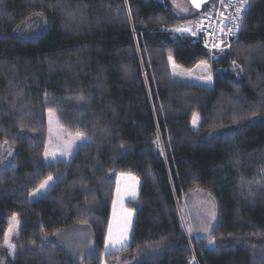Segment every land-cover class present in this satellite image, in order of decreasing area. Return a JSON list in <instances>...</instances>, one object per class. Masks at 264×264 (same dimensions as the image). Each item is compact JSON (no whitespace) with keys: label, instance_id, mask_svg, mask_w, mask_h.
Masks as SVG:
<instances>
[{"label":"trees","instance_id":"trees-1","mask_svg":"<svg viewBox=\"0 0 264 264\" xmlns=\"http://www.w3.org/2000/svg\"><path fill=\"white\" fill-rule=\"evenodd\" d=\"M248 4L239 41L213 60L169 34L210 6L183 18L168 0H0V264L123 255L136 264H264V0ZM38 17L46 30L21 34ZM170 60L185 71L210 65L213 88L175 82ZM49 113L87 141L69 164L46 163ZM119 176L141 183L126 205L135 223L129 249L105 256ZM49 178L53 188L31 202ZM195 190L216 204L203 239L187 236L180 212ZM14 218L11 258L3 247Z\"/></svg>","mask_w":264,"mask_h":264},{"label":"rangeland","instance_id":"rangeland-1","mask_svg":"<svg viewBox=\"0 0 264 264\" xmlns=\"http://www.w3.org/2000/svg\"><path fill=\"white\" fill-rule=\"evenodd\" d=\"M168 1L172 6L173 10L175 11V13L179 17H183V18L192 17L198 14L193 10L188 0H168ZM212 5L213 3H211L209 6ZM196 20L184 24L178 29L181 28L188 29L191 23H194ZM47 27H48L47 21L42 17H38L25 24L24 28L21 31V34H23L24 36H36L44 32ZM169 34H171L173 37H188L187 35H185V31H177V29L170 31ZM216 58L217 56L212 57L213 60H216ZM169 66L173 80L175 82L187 86H194L205 89L213 88L214 75L210 65L203 64L197 66L195 69L191 71H185L176 67L174 63L170 60ZM199 123L200 121L198 119H195L193 121L192 123L193 132H197L199 128ZM47 124H48V143H47L46 155H45V160L47 165H54L57 163L69 164L77 149L87 143L86 139L78 135H74V136L69 135L65 131V129L62 128L57 117L52 113H49L47 115ZM228 132L229 130L225 132L222 131L220 133L226 134ZM119 178H121L123 182L127 180L125 178H122L121 176L117 178L115 193L118 191L117 185H118V181L120 180ZM46 182L43 184V187H41L38 191L33 193V195L31 196L32 202H36L42 199V198L39 199L37 198L40 196V193L44 192V190L48 187L49 182L47 183ZM121 195H122V190L118 191L117 204H119L123 196ZM180 212L181 215L184 217V221L186 222L185 230L187 236L190 239L207 238L210 235L213 228L215 227L216 204L214 199L203 190H195L191 192L188 196L184 197L180 203ZM111 227H112L111 232L113 231L112 234L114 235L118 230L117 222L111 224ZM123 227H125L124 228L125 230H123V235H124L123 238L126 239L130 229L128 220H125V225L123 224ZM19 231H20V223L16 218H14L11 221V227L7 232L3 247L6 250V252H8L11 258H14L16 253V248L13 244V241L19 236ZM90 241H92L91 235L90 236L87 235L86 238H83L80 242L82 243V248L88 249V246H91ZM124 251L120 253H123ZM113 255L116 254H109V255L107 254L105 256H113ZM134 263L135 262L130 256L123 255V256H118L112 260L105 261L102 264H134Z\"/></svg>","mask_w":264,"mask_h":264},{"label":"built area","instance_id":"built-area-1","mask_svg":"<svg viewBox=\"0 0 264 264\" xmlns=\"http://www.w3.org/2000/svg\"><path fill=\"white\" fill-rule=\"evenodd\" d=\"M248 2L249 0H212L213 5L201 18L191 23L185 35L211 56L228 53L241 37Z\"/></svg>","mask_w":264,"mask_h":264},{"label":"crops","instance_id":"crops-1","mask_svg":"<svg viewBox=\"0 0 264 264\" xmlns=\"http://www.w3.org/2000/svg\"><path fill=\"white\" fill-rule=\"evenodd\" d=\"M161 2V0H156ZM122 178L127 179L125 182L121 180L118 181L117 189L118 191L122 190V198L117 204V199H118V191L115 193V198H114V203H113V208H112V214H111V219H110V225H109V230H108V235H107V240L105 244V250L104 254L109 255V254H117L120 253L124 250H128L131 244L132 240V234H133V228H134V223H135V214L128 211L126 209V205L130 202L137 201L139 198L140 194V187L141 183L139 180L132 176H121ZM49 182L48 187L44 190V192L40 193V196L37 198H43L46 196L49 191L53 188L54 186V181L53 180H48ZM46 182V183H47ZM136 190V191H135ZM33 195V194H32ZM31 195V196H32ZM30 196V201L31 200ZM125 220H128L129 224V233L126 239L123 238V230H125L123 227V224L125 225ZM118 224V230L117 232L113 235L111 232V224L116 223ZM136 264V263H134Z\"/></svg>","mask_w":264,"mask_h":264},{"label":"water","instance_id":"water-1","mask_svg":"<svg viewBox=\"0 0 264 264\" xmlns=\"http://www.w3.org/2000/svg\"><path fill=\"white\" fill-rule=\"evenodd\" d=\"M188 1L190 3L191 7L193 8V10L198 14H201L203 12L204 8L209 6L212 3V0H203L200 7H196L195 4H193L192 0H188Z\"/></svg>","mask_w":264,"mask_h":264},{"label":"snow or ice","instance_id":"snow-or-ice-1","mask_svg":"<svg viewBox=\"0 0 264 264\" xmlns=\"http://www.w3.org/2000/svg\"><path fill=\"white\" fill-rule=\"evenodd\" d=\"M193 4H195L196 7H200L201 3L203 2V0H192ZM239 11V9H237ZM189 29L187 28H181V29H177V31H188ZM235 63V62H234ZM79 136V133L77 134ZM51 179V178H49ZM43 187V185H42Z\"/></svg>","mask_w":264,"mask_h":264}]
</instances>
